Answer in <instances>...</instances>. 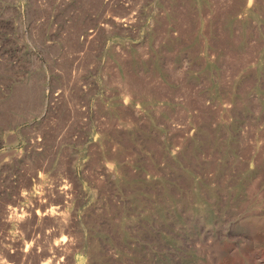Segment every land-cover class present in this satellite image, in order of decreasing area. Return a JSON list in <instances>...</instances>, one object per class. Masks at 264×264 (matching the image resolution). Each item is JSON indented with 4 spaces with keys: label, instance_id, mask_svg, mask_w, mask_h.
I'll list each match as a JSON object with an SVG mask.
<instances>
[{
    "label": "rangeland",
    "instance_id": "rangeland-1",
    "mask_svg": "<svg viewBox=\"0 0 264 264\" xmlns=\"http://www.w3.org/2000/svg\"><path fill=\"white\" fill-rule=\"evenodd\" d=\"M0 264H264V0H0Z\"/></svg>",
    "mask_w": 264,
    "mask_h": 264
}]
</instances>
